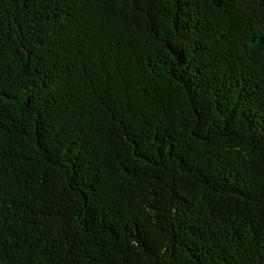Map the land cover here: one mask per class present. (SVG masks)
Instances as JSON below:
<instances>
[{
  "label": "trees",
  "instance_id": "1",
  "mask_svg": "<svg viewBox=\"0 0 264 264\" xmlns=\"http://www.w3.org/2000/svg\"><path fill=\"white\" fill-rule=\"evenodd\" d=\"M0 264H264V0H0Z\"/></svg>",
  "mask_w": 264,
  "mask_h": 264
}]
</instances>
